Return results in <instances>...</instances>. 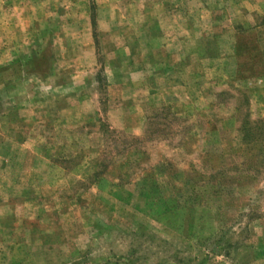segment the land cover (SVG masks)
<instances>
[{
  "label": "rangeland",
  "instance_id": "obj_1",
  "mask_svg": "<svg viewBox=\"0 0 264 264\" xmlns=\"http://www.w3.org/2000/svg\"><path fill=\"white\" fill-rule=\"evenodd\" d=\"M0 264H264V0H0Z\"/></svg>",
  "mask_w": 264,
  "mask_h": 264
}]
</instances>
